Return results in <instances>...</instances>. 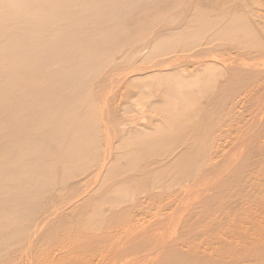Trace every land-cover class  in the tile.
Segmentation results:
<instances>
[{
    "label": "bare ground",
    "instance_id": "obj_1",
    "mask_svg": "<svg viewBox=\"0 0 264 264\" xmlns=\"http://www.w3.org/2000/svg\"><path fill=\"white\" fill-rule=\"evenodd\" d=\"M46 236L44 264H264V0H0V264Z\"/></svg>",
    "mask_w": 264,
    "mask_h": 264
},
{
    "label": "rangeland",
    "instance_id": "obj_2",
    "mask_svg": "<svg viewBox=\"0 0 264 264\" xmlns=\"http://www.w3.org/2000/svg\"><path fill=\"white\" fill-rule=\"evenodd\" d=\"M218 68L219 67H215L214 70L216 71L218 70ZM143 104H144V101L141 98V96L139 94H134L133 97L127 103H123L122 106L119 108L120 115L121 113L124 114L126 111H130V112H133V114H135L136 111L138 110L140 111L143 108ZM82 228H83L82 223L79 225H76L75 227H72L70 224H67L61 232L56 231L57 233H52L51 235H53V237L60 236L61 239H66L69 243L71 240H73V238H75V236H77L78 231L81 230ZM50 237L52 236L49 235V238ZM49 238L48 236H46L41 239L39 252H38L39 254H37V255H41V258L39 260L32 262L31 259L27 258L26 255H24V259L22 258L16 259L14 261V264H44L41 261L43 260L44 248L47 245V242L51 241V239L49 240ZM55 245L57 244H53L49 246L50 249H47V248L46 249L47 250L52 249V251H54L53 249H55L54 247ZM30 246L31 245H25V247H23V251H26L25 249H29ZM47 250L45 252H48ZM52 251H50L52 253L51 255H53Z\"/></svg>",
    "mask_w": 264,
    "mask_h": 264
}]
</instances>
